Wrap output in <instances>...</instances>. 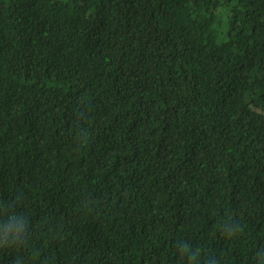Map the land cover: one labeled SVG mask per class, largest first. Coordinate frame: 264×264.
I'll return each mask as SVG.
<instances>
[{
	"label": "trees",
	"instance_id": "trees-1",
	"mask_svg": "<svg viewBox=\"0 0 264 264\" xmlns=\"http://www.w3.org/2000/svg\"><path fill=\"white\" fill-rule=\"evenodd\" d=\"M0 264H264V0H0Z\"/></svg>",
	"mask_w": 264,
	"mask_h": 264
}]
</instances>
